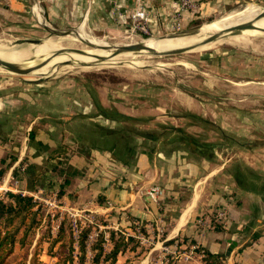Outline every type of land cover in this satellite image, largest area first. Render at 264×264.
Listing matches in <instances>:
<instances>
[{
  "label": "crops",
  "instance_id": "1",
  "mask_svg": "<svg viewBox=\"0 0 264 264\" xmlns=\"http://www.w3.org/2000/svg\"><path fill=\"white\" fill-rule=\"evenodd\" d=\"M172 2L141 0L151 13V33L170 29ZM213 2L202 0L201 14L216 6ZM136 3L137 0H0V16L3 20L23 21L34 10L40 11L49 24L80 23L92 30L117 34L127 26L128 13ZM182 17V24L190 19L185 13ZM8 85L1 88L0 95V157L7 167L3 177L8 190L26 194L41 189L57 191L60 207L68 213L123 212L121 219L131 213L146 221L145 226L162 229L153 250L174 243L184 250L196 245L200 250L223 255L219 264H264V191L238 183L240 172L245 173L247 167L264 176L262 169L220 157L213 143L210 158L195 155L186 150L188 145L179 133L170 129L179 125L169 124L168 129L160 122L165 129L151 130L145 126L148 119L123 112L116 103L106 106L102 98L98 101L81 96V102L79 98L71 101L62 94L65 90L60 91L61 96L56 95L55 86L49 82L20 88L17 94L12 84ZM54 106L60 108L55 110ZM68 107H74L72 112ZM102 111L111 118L117 114L135 118L140 132H152L157 139L137 135L127 163L113 151L91 147L85 136H95V124L117 128V122L103 117ZM183 133L201 144L197 132L184 129ZM108 138L109 144L111 137ZM97 145L108 146L100 141ZM251 177L248 181L254 180ZM154 185L160 187L156 200L148 195ZM193 189L195 193L189 199L181 196ZM217 206L226 210L221 230L215 227L211 212ZM176 209L179 212H174ZM177 236L187 237L192 243L179 245L181 242L174 240ZM172 239L174 242L165 243ZM232 241L235 243L227 254ZM185 253L170 256L172 264H205L200 252L195 251L191 259ZM142 262L151 264L147 259Z\"/></svg>",
  "mask_w": 264,
  "mask_h": 264
},
{
  "label": "rangeland",
  "instance_id": "2",
  "mask_svg": "<svg viewBox=\"0 0 264 264\" xmlns=\"http://www.w3.org/2000/svg\"><path fill=\"white\" fill-rule=\"evenodd\" d=\"M211 1H214L216 6L207 12L201 14V9L196 13L184 12L190 16V19L186 23L181 22V30L204 25L207 30L212 31L217 24L231 14L239 15L248 4L264 10V0ZM41 15L40 11L38 13L33 10V13L23 21L21 19L3 20L0 16V42H2L0 46L9 48L13 45L25 47L29 45L27 48L22 47L10 51V53L27 54V59L22 61L13 56L22 63L28 64V60L37 55L33 48L39 43H34L33 40L46 41L37 47L41 53L51 57L55 50L63 47L96 51L78 39L74 35L76 32L84 34L85 39L109 46L146 42L178 32L170 28L164 32L150 33L147 36L127 35L124 30L116 34L104 30H92L80 23L73 26L49 24ZM42 24L55 30H68L70 34L65 36L50 34ZM258 25L261 26H257L258 28L264 29L263 24L258 23ZM72 31L74 33H71ZM235 40L243 43L250 41V45L223 42L181 54L127 53L110 59L113 61L107 65L87 69H83L79 66L81 63L75 61L71 68L61 67L60 64V69L57 68L49 76L18 74L0 65V95L1 88L8 84H12L11 86L15 88L14 93L17 94L20 88L32 86L34 83L49 82L55 86L56 95H60V91L65 90L62 94H66L71 101L79 98L81 102L80 97L82 96L84 99L94 97L98 101L102 98L106 106L110 105V107L116 103L123 112L148 119V124L145 126L151 130L165 129L177 124L186 130L197 132L200 141L214 144V149L218 151L220 157L224 159L231 157V162L238 160L264 171V34L258 30H247ZM49 63H53L52 68L59 65L39 59L30 66L38 67L45 64L36 69L41 70ZM8 87L10 86L6 88ZM54 107L55 110L60 108V106ZM73 108L68 107L67 109L72 112ZM193 115L198 117H193ZM160 122L167 127L161 128ZM223 132L228 133L229 138L224 137ZM233 137L239 142L246 143L247 148L238 146L236 142L235 144L229 142ZM192 193H195L194 189L184 192L181 196L189 199ZM36 208H38L36 223L25 237L24 242L14 246L9 257L11 264H31L34 257L37 258L39 264L55 262L56 256L50 255L48 250L52 236H55L59 229L56 231L52 229L56 225V220L62 221L67 218L73 223V238H77L76 232L80 225L84 226L86 223L95 224L98 231L112 228L118 232L115 239L119 237V234L127 236L136 231L126 227L127 218L117 219L121 216L119 213L113 216L110 213L98 214L88 210H74L76 214L74 223L69 213L63 211L62 208L61 212L57 208H53V212H47L45 206ZM220 208L217 206L211 211L213 216L214 211ZM174 212H179V210L176 209ZM51 213L54 214L53 217ZM75 224H78V227H75ZM96 228H93L91 232H98ZM144 229L145 232L139 228L146 240L140 242L135 237L132 241H128L127 250L118 255L116 264H143L144 259L151 264H158L165 256L162 245L153 250L162 235V229L154 230L152 226H145ZM104 236L106 241L103 245L108 251L111 248L109 233L106 231ZM176 239L179 242L184 240L182 236H177ZM58 246L59 243H56L52 249L55 254L59 252ZM177 250L183 252L184 248ZM76 254L75 251L73 253L74 262ZM170 256L169 254V258ZM90 257L91 253L88 251L87 264H91ZM101 264L107 263L102 262Z\"/></svg>",
  "mask_w": 264,
  "mask_h": 264
},
{
  "label": "trees",
  "instance_id": "3",
  "mask_svg": "<svg viewBox=\"0 0 264 264\" xmlns=\"http://www.w3.org/2000/svg\"><path fill=\"white\" fill-rule=\"evenodd\" d=\"M102 113L103 117L110 120H115L117 122V128H106L99 124H95L94 127L96 129H93V131H95V136H85L88 144L95 149H106L108 151H113L114 153H116L118 159L127 163L128 159L131 156L133 148L132 145L134 144L135 137L137 135H142L148 140L157 139V136L152 132H140L135 126L137 122L135 118L124 116L121 114H117L116 118H111L104 111H102ZM170 129L174 130L177 134L179 133V138L186 141V144L188 145L186 147V150L195 155L207 158L211 157V143L201 141V144L198 145L196 142L197 140L194 137L183 133L184 128H174L173 126H171ZM223 136L229 138L226 132H223ZM108 137H111L109 144ZM98 141L108 146L102 148L101 146L97 145ZM232 141L236 142L237 145H242L247 148V145H245L246 143L239 142V140H236V138L234 137L232 138ZM6 168L7 167H4L3 163L1 162L0 177L5 174ZM249 175L252 176L251 178L255 181H248ZM236 176L238 177V175ZM238 183H248L251 188L255 189L256 187H259L260 192L264 191V176L255 173L248 167L245 173L240 172ZM35 207L36 202L34 201L33 197L29 195H22L17 192L15 193L8 191L2 198H0V264H11L9 261V257L13 252L14 246L18 243H23L25 237L34 227L38 211V208L35 209ZM220 207V209H225V207ZM119 214L121 215L123 214V212H119ZM110 215L114 216L116 215V213L110 212ZM124 215L125 216H122L127 218V228L135 230L137 226H139L140 230L145 232L144 220L142 221L138 219L137 217L131 215V213H125ZM117 219H121V216H118ZM135 221L138 222L137 225L134 223ZM214 223L217 229L221 230L223 228V226L221 225L222 223ZM93 228H96L95 224L86 223L80 229L77 238H73L72 223L69 219L64 218L60 222V226L56 235L52 236L50 241L48 253L52 256H56L57 258V260L51 264H87L86 259L88 251H90L91 253V257L89 258L91 264H101L102 262H105L107 264H116L118 255L127 250V242L135 239L131 235L124 236L123 234H119V237L115 239V235L118 234V232L113 230L112 228H104V230L99 231L96 228V230L98 231L97 236L90 244H88V237ZM106 231L109 233V241H111V248L108 251H106L103 245L104 241H106V238L104 236V233ZM120 232L122 233L121 230ZM183 238L184 240L179 243V245H182L183 243H192L191 239L189 240V238L187 237ZM175 239L176 238H174V240ZM174 240L172 239L165 243L170 244L174 242ZM56 243H59L58 254L52 252V249ZM196 247V251L203 253V261L205 264H219L221 262L223 255L219 253H213L208 250L203 251L200 250L198 246ZM131 249H134V247H131ZM75 251L77 254L75 256L76 261L74 262L75 259L73 253ZM172 261L173 260L170 259L167 264H172ZM31 264H39L36 257L33 258Z\"/></svg>",
  "mask_w": 264,
  "mask_h": 264
},
{
  "label": "bare ground",
  "instance_id": "4",
  "mask_svg": "<svg viewBox=\"0 0 264 264\" xmlns=\"http://www.w3.org/2000/svg\"><path fill=\"white\" fill-rule=\"evenodd\" d=\"M255 7L256 6H254L253 4H248L239 15L231 14L225 20H223L219 24H217L213 28V31L229 29L232 26H235V25H238V24H243L245 22L253 20L254 18H256L255 26H259L258 23H261V24L264 25V13H263L264 10L262 11L261 9L259 10L258 8H255ZM259 27H261V26H259ZM196 30L199 31L198 34L165 36V37H162V38L150 39V41H146V43H147L148 46H150L152 48H155V49H158V50H166V49L167 50H172V49L187 50V49L193 48L196 45H200L198 49H201L203 47L213 45L214 43L221 44L223 42H228V43L235 44V45H244V46L248 45V44L250 45V41L249 42L247 41V42L243 43V42H237L235 40L244 31L242 33L238 34V35H230L228 37H218L217 38V37L208 36V33H204V31H209V30H207L204 27V25L197 26ZM71 33H74V31H72ZM76 33H74V35L78 39H81V38L85 39L84 36H83L84 34L82 35L81 33L80 34H76ZM85 40H87L89 42H92L93 44H97L99 46H104L105 45L104 43H99V42H96L94 40H90V39H85ZM0 43H2V42H0ZM43 43H46V41H43L42 43H40L38 45H41ZM1 45H3V44H1ZM38 45H36L33 48V51H35L37 53V55L32 56V59L28 60L27 63L29 65L32 64V63L38 62L39 59L40 60H48V61H51V62H54V63H58L59 65H57V67H55V68H52L53 67V63H49V64H47V67L45 66L41 70H34L31 73L32 76H39V75L49 76L53 71H56L57 68L60 69V67H59L60 64H61V67L71 68L73 63H75V61L81 63V65H79V66L82 67L83 69L93 68V67H98V66H104V65H107L108 63H111V61H113V60H102V59H99V58L94 56V53L91 54V53H72V52H67V53L59 54L58 56H60V57L56 56L54 58H51L52 55H51V57H48L47 55H44L43 53H41L39 51L38 47H37ZM22 47H25V46H23V45L22 46L13 45V46H11L9 48H3V46H0V57H2V59H4V60L13 61V62H21L22 60H26L27 56H28L27 54H24V53H10V51H13V50H16V49H20ZM27 47H25V48H27ZM95 50H96L95 51L96 54H101V55H108V54H113V53L116 52L113 49H107V48H102V47H99V48H97ZM6 53L7 54L9 53V54H12V55H9V54L7 55ZM13 56H16L21 61H19L18 59H16ZM119 58H120V56H119ZM119 58H116V59H119ZM0 65H3V63L0 62ZM138 66H140V65H138Z\"/></svg>",
  "mask_w": 264,
  "mask_h": 264
},
{
  "label": "built area",
  "instance_id": "5",
  "mask_svg": "<svg viewBox=\"0 0 264 264\" xmlns=\"http://www.w3.org/2000/svg\"><path fill=\"white\" fill-rule=\"evenodd\" d=\"M201 6H202V0H173L172 2L173 12H172L170 28L173 29L174 31H180L181 26H182L181 22L183 18L182 17L183 13L184 12L196 13L201 9ZM150 17H151V13L144 9V7L142 6L141 0H137L135 7L128 13L127 18L129 21L127 23V26H125L124 28L125 34L127 35L139 34L142 36L149 35L151 33L150 23H149ZM22 166H23L22 169H24V167L26 166V163H23ZM8 191L10 190H8V188L5 187L4 177L1 176L0 177V198H2L5 195V193ZM159 191H160V187L157 185H154L148 191V195L151 199L156 200L159 194ZM17 193H20L22 195L32 196L34 201L36 202V207L45 206L47 208V212H53L54 211L52 210L53 208H57L61 212V207L58 202L57 191L52 190L49 193H47L43 189H41L32 194H26L24 192H17ZM50 215L52 217L54 216V214L52 213ZM69 215L75 223L76 214L73 212V213H69ZM213 218L218 223L224 222V219L226 218V210L225 209L215 210ZM51 221L53 222V219H51ZM60 222L61 221L56 220V225L53 226L52 229L54 228V230L56 231L60 226ZM134 223L136 225L138 224L137 221H135ZM76 226L78 227V224L77 225L75 224V227ZM98 226L101 227V225H98ZM82 227L83 226L80 225V227L77 229V232H76L77 236ZM116 227H118V225ZM135 230H136L135 232L130 234L131 236H133L134 238L135 237L138 238L140 242H142L143 240H146V237L144 236V234L139 230V226H137ZM97 233L98 232L96 231L90 233L88 237V244H90L96 238ZM170 247L172 249H170ZM178 248L179 246L177 243H174L173 245L171 244L163 245L162 249L164 251L165 256L162 258L161 264L168 263V261L171 259L169 258V254L174 257L177 256L179 253V251L177 250ZM196 248H197L196 245H191L189 247V250L185 249L184 251H187V253H185L186 258L191 259L192 255H194L196 251ZM199 256L203 257V253L200 252Z\"/></svg>",
  "mask_w": 264,
  "mask_h": 264
},
{
  "label": "water",
  "instance_id": "6",
  "mask_svg": "<svg viewBox=\"0 0 264 264\" xmlns=\"http://www.w3.org/2000/svg\"><path fill=\"white\" fill-rule=\"evenodd\" d=\"M255 20H256V18H254L253 20H250L248 22H245L243 24H238V25L232 26L229 29H224V30H219V31H213V30L212 31H204V33H208V36L217 37V38L218 37H228L230 35H238V34L242 33L243 31H247V30H258V31L263 32V34H264V29H261V28H258L257 26H255ZM42 26L50 34H54V35H58V36H65V35L70 34V31H68V30H55V29L49 28L46 24H42ZM196 27L197 26L189 28V29H185V30H180V31L175 32L173 34H167L166 36L198 34L199 31L196 30ZM162 37H165V36H162ZM81 40H82V42H84L87 46H89L93 50L96 48L102 47V48H107V49H113L116 52L113 54L101 55V54H96L93 51L86 50L84 48L79 49V48H72V47H63V48H60L58 50H55L53 52L51 58H54V57L58 56L59 54L67 53L69 51H74V52H86V53H91V54L94 53V56L99 58V59L110 60V59L117 57L118 55L127 54V53H132V54L148 53V54H157V55L181 54V53L188 52V51H191L194 49H198L200 46V45H196L193 48H190L187 50H179V49L158 50V49H155V48L148 46L145 41H141V42L129 44V45L99 46V45L93 44L92 42H89L83 38H81ZM33 41H34V43H39V44L43 42V40H33ZM92 49H90V50H92ZM0 62L3 63V65H2L3 67L7 68L10 71L18 73V74H31L34 70L39 69L45 65L44 64L42 66L32 67L26 63L8 61V60H4L2 58H0ZM19 129H22V128H19ZM234 243L235 242H233V241L231 242V246L229 247L227 254H229V251L231 250Z\"/></svg>",
  "mask_w": 264,
  "mask_h": 264
}]
</instances>
